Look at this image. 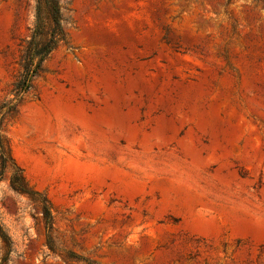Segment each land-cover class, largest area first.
Masks as SVG:
<instances>
[{"label":"rangeland","instance_id":"1","mask_svg":"<svg viewBox=\"0 0 264 264\" xmlns=\"http://www.w3.org/2000/svg\"><path fill=\"white\" fill-rule=\"evenodd\" d=\"M60 5L0 125L52 225L0 173V264H264V0ZM34 13L0 0V104Z\"/></svg>","mask_w":264,"mask_h":264},{"label":"trees","instance_id":"2","mask_svg":"<svg viewBox=\"0 0 264 264\" xmlns=\"http://www.w3.org/2000/svg\"><path fill=\"white\" fill-rule=\"evenodd\" d=\"M35 20L29 38L19 57V73L11 89L12 98L0 104V125L5 116L14 113L23 95L32 87L34 79L41 71L43 62L61 44L65 42V32L60 0H35ZM10 169V187L17 193L25 194L41 202L42 216L48 229L52 225V215L44 196L29 188L22 170L9 154L4 138L0 135V173ZM0 238L7 243V236L0 224ZM50 242V238H48Z\"/></svg>","mask_w":264,"mask_h":264}]
</instances>
